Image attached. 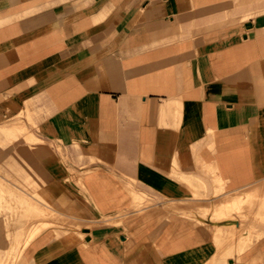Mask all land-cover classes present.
Here are the masks:
<instances>
[{
	"label": "crops",
	"instance_id": "0c3cea01",
	"mask_svg": "<svg viewBox=\"0 0 264 264\" xmlns=\"http://www.w3.org/2000/svg\"><path fill=\"white\" fill-rule=\"evenodd\" d=\"M37 228L22 264H264V0H0V264Z\"/></svg>",
	"mask_w": 264,
	"mask_h": 264
},
{
	"label": "rangeland",
	"instance_id": "374dc122",
	"mask_svg": "<svg viewBox=\"0 0 264 264\" xmlns=\"http://www.w3.org/2000/svg\"><path fill=\"white\" fill-rule=\"evenodd\" d=\"M40 203V202H39ZM153 202L150 200H146L144 198H138L136 200L135 203V209L137 210L136 213H144L146 210L144 209L145 207H152ZM173 206H176L175 203L173 202H167L166 203V208H170L172 209ZM142 209V210H141ZM18 210V209H17ZM52 210V209H51ZM53 213H55L56 215H51V216H45L44 214L40 217H34V219H30V221H35L38 220V223L40 224V227H47L48 225H45L44 223H42L43 221H49V224L54 223V236L55 237H59L61 235H63L64 233H71V234H76L78 237L83 238L84 235L82 234V228L84 226H88V225H93L99 222H103L109 225H118L121 224L125 219H127L130 215L132 214H127L126 212L122 213L123 215L119 214V216L116 217H108V218H104V220L98 221V222H86L84 220H81L79 218H73V219H69L66 218L64 219V217L62 216L61 213L57 212L56 210H53ZM137 216V215H136ZM8 217V222L10 224H15L13 222H16L17 219H20V215L18 213H8L7 215ZM28 218V216L26 217ZM25 218V219H26ZM33 218V217H30ZM20 223V222H19ZM19 224L16 222V226L13 225L14 227H18ZM15 229L12 230L11 232L8 230V238H11V240L13 241V243L15 242L16 244L7 248V253L4 257V261L5 264H22V261L24 260V253L27 252L28 249H26L24 246H21L22 243H24L25 237L21 238L20 241H16L15 240ZM12 234V235H11ZM17 248L21 249V252L19 255H16L15 252H17ZM26 251V252H25ZM239 253V252H238ZM236 254V252L230 253L227 257L229 256H233ZM18 257V258H17ZM238 258V257H236Z\"/></svg>",
	"mask_w": 264,
	"mask_h": 264
},
{
	"label": "bare ground",
	"instance_id": "6f19581e",
	"mask_svg": "<svg viewBox=\"0 0 264 264\" xmlns=\"http://www.w3.org/2000/svg\"><path fill=\"white\" fill-rule=\"evenodd\" d=\"M22 129L23 130H25V128L24 127H22ZM255 196V195H254ZM257 196V195H256ZM257 197H259V196H257ZM256 197V198H257ZM259 200H261V199H259ZM256 201H258L257 199H256ZM25 204H26V208L28 209V211H29V218L30 217H33V218H30V219H34V217H40V216H42L43 214L45 215V216H51V215H56L55 213H53V210H51V208H48V207H46V206H42L40 203H37V202H34V201H32V199H25ZM261 204V203H260ZM221 208V207H220ZM217 209L216 211H217V215H215L216 216V218H225V217H229L230 215H228V214H223V213H221L223 210H221V209ZM228 211H230V209L228 210ZM220 213V214H219ZM63 216V215H62ZM29 219V220H30ZM65 219V218H64ZM29 220H27V221H29ZM30 223V221L28 222V224ZM43 223L45 224V225H48L50 222L49 221H43ZM38 231H39V228H37L36 230H34V231H24V236H25V240H24V243H22L21 244V246H25V245H27L29 242H30V240L31 239H33L35 236H36V234L38 233ZM217 239H219V238H217ZM20 252H21V249H18L17 248V252H15V254L16 255H19L20 254ZM18 258V257H17Z\"/></svg>",
	"mask_w": 264,
	"mask_h": 264
}]
</instances>
